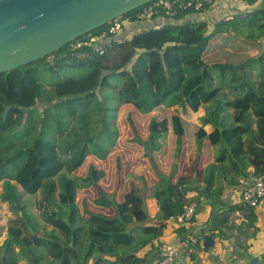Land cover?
I'll return each instance as SVG.
<instances>
[{"label": "trees", "instance_id": "1", "mask_svg": "<svg viewBox=\"0 0 264 264\" xmlns=\"http://www.w3.org/2000/svg\"><path fill=\"white\" fill-rule=\"evenodd\" d=\"M256 1L247 0L249 4ZM186 13L192 12L160 17L164 22L159 28L136 32L122 43L114 42L106 53L91 60H68L65 46L0 74V205L5 204L11 214L0 244V264H142L138 253L159 240L166 221L181 211L191 192L207 197L212 206L218 207L210 213L209 234H223L222 225L235 211L244 212L249 230L254 227L257 216L252 208L240 203L221 210L219 199L227 186L239 185L249 168L264 173V7L231 20L222 19L212 29L204 20L178 23ZM223 33L251 46L263 45L262 54L237 65L204 62L209 41ZM112 58L115 62L110 65ZM70 68L84 73L56 82L54 94L47 97L41 73L59 74ZM251 68L257 70L258 81L247 73ZM104 80L112 86L106 87ZM105 90L115 91L116 107L99 105L96 99ZM45 103L52 107L40 110L38 104ZM119 105H130L140 114H150L162 106L175 108L179 116L171 118L170 126L178 142L185 134L180 117L204 109L196 139L198 143L205 139L209 146L218 148L213 163L197 174L202 175L204 194L199 186L194 189L186 175L175 181L159 175L150 191L158 208L152 222L141 199L149 198V189L132 185L120 201H115L99 189L92 168L85 177L72 176L89 155L105 160L116 145L115 112ZM51 108L55 112L64 109L70 121L62 123L58 115L49 117ZM109 113L112 127L105 133ZM100 115L102 129L96 134ZM75 118L79 124L72 129ZM51 120L62 127L56 141L46 139L43 132ZM205 126L212 128L210 133L205 132ZM25 127V134L19 135L17 131ZM167 132L166 119L150 121L151 139L157 142ZM99 135L107 139L108 147L102 148ZM91 188L97 192L92 204L111 210V214L79 207L77 191ZM20 190L35 197L34 212ZM228 230L229 226L226 233ZM256 232L252 230L251 234ZM247 240L239 237L236 241L231 258L234 264L249 260Z\"/></svg>", "mask_w": 264, "mask_h": 264}, {"label": "rangeland", "instance_id": "2", "mask_svg": "<svg viewBox=\"0 0 264 264\" xmlns=\"http://www.w3.org/2000/svg\"><path fill=\"white\" fill-rule=\"evenodd\" d=\"M219 42H221L224 46H218L209 49L205 53L206 61L226 62V50H225L226 39H221L219 40ZM230 50L231 52L229 53L235 56V58L232 59V61H234L235 64L232 65H237L238 63L240 64L246 61L247 59L256 58L259 55H261L263 52V45L259 46L257 53H253L252 49L238 50L237 48H231ZM48 61H51V58H49ZM114 62L115 60L114 58H112L110 65H113ZM83 73H84L83 70H79L75 68L62 70L59 74H51L49 72H45V73H41L40 82L46 89L47 97H49L54 94L53 85L56 82L63 81L66 78L76 79L79 76H81ZM247 73L252 79L257 80L258 75L256 69L254 68L248 69ZM104 85L106 87L112 86L106 80H104ZM101 96L102 97H100L99 95L96 99L99 105L102 104L103 106H105L106 109L107 107L109 108L116 107L114 90H105L104 92L101 93ZM47 104L48 103L38 104V108L40 110H43V108L52 107V104H48V105ZM55 111L56 110L54 108H51L50 111L47 113L48 116L50 117L51 115H53L54 117H56L58 115V118L61 119L62 123H64V121L65 122L70 121V118H68L65 112H63L64 109L59 108L58 112ZM171 111L173 110L169 108H163L162 110L156 113L154 119L162 118L165 113H169ZM111 114L112 113L108 114L107 122L105 121L104 123L106 127L105 128L103 127V131L105 133H107V131H109L112 127L111 125L112 121L110 120L111 117L109 116ZM115 115H116L115 130L117 132V140H116V146L111 149L110 152L111 154L104 161H99L92 155H89L86 158L84 164L72 175V176L85 177L88 174L89 169L92 168L93 169L92 174L97 183V186L102 192L107 194V196L112 200L114 199L115 201H120L123 196L122 192H124V190L130 189L132 185L139 187V185L145 183L146 186L144 187H150L149 189H152L154 182L159 177L158 175H166L164 173V170L167 173L168 172L167 170L173 167L176 151L178 149L182 150V148H184V152H186L189 150L190 145H192L193 148L198 146L197 139L195 138L194 135L195 128L191 127L185 130L186 135L184 134L180 142H178L174 137L173 142H170L166 139L164 141L163 148L162 146L152 147V144H155L156 140L155 138L151 139V135L149 134L148 115L138 113L130 105H119L117 107ZM75 120L76 123L72 129H76V127L79 124L77 121L78 118H75ZM97 121L99 122L100 125L96 124V128H95L96 134L102 129L101 115L97 118ZM168 123H170V121H168ZM61 128L62 127H58L56 124L53 123V120H51L50 124H46L43 128V132L47 134L46 139L56 141L57 138H59V133ZM17 132L19 135H24L26 132V127L20 129V131ZM172 133L173 130L169 125V130L166 135L170 136ZM99 140L102 148L108 147L109 143L105 137L99 135ZM151 141H153V143H151ZM28 142H31V139H28ZM189 170H192L193 173L195 172V169L193 170L192 168L191 169L183 168L181 172L187 173ZM197 183L198 184H196L195 182L193 183L196 184L195 187L196 186L201 187L199 185V182ZM0 191H1V186H0ZM20 191L23 199L29 202L30 211L34 212L33 201L35 197L28 196L27 194L22 192V190ZM96 194H97L96 188H91L89 190H78L77 204L81 209H83V207H86L87 210L90 212L111 214L112 213L111 210H105L92 204V199L96 196ZM143 197H144L143 200L146 203L149 213H152V211L155 210L154 201L152 200L147 201L145 200V196ZM186 202L187 200L184 201V204ZM10 217L11 214L8 211L7 206L5 204L0 205V244L6 237V229H7L6 222ZM248 233L249 235H252L251 230H249ZM194 251L197 253V249H195ZM209 258H211L212 261L215 260V257L213 255H210ZM251 258H254L252 254L248 256V259ZM255 258L258 259L259 264L261 263L264 264L263 255L257 256ZM230 259L231 258H229L228 261L231 262V264H234V260L232 259L230 260ZM201 261L202 259L196 260L195 264H200ZM248 261L249 260L237 261L235 264H240V263L248 264L249 263ZM20 264H26V262H22Z\"/></svg>", "mask_w": 264, "mask_h": 264}, {"label": "crops", "instance_id": "3", "mask_svg": "<svg viewBox=\"0 0 264 264\" xmlns=\"http://www.w3.org/2000/svg\"><path fill=\"white\" fill-rule=\"evenodd\" d=\"M263 7H264V0H257L256 2L252 4H249L247 0H244L241 3H238L237 1H234V0H214V3L210 6H207L201 13H193V12L186 13L177 22L178 23H183L186 21L197 22L200 20H204L206 21L208 27L212 29L215 26L216 22L222 19H226L227 16L233 17L235 15H238L241 13H247L257 8H263ZM163 22L164 20L160 19L159 17L154 18L149 21L128 22L124 25V28H123L122 33L120 34V37L123 39L124 38L129 39L131 35L136 32H140L142 30H148L151 28H155V29L159 28L163 24ZM233 36L234 35L227 34V33L217 34L214 38H212L209 41L208 47L205 51L206 53L209 49H212L213 47L224 46L221 42H219V40L226 39V49H225L226 50V62H208L205 59V53L203 56L204 62L208 64H215V63H221V64L225 63V64H231V65L235 64V62L232 61V59H234L235 56L229 53L231 52L230 50L231 48H237L238 50L252 49L253 53L258 52L257 50L259 49V46L257 47V46L248 45L244 43L242 40H240L239 38L237 37L235 38V36L234 37ZM258 79L259 77H257V80L255 81H258ZM163 108H166V107H163V106L159 107L156 110H154L152 113L146 114L149 116V124H150V121L155 118L156 113L162 110ZM169 109H172L173 111L169 113H165L162 118L155 119V120L167 119L168 121H170L173 116L178 115L175 109L173 108H169ZM203 115H204V109L200 108L197 112L192 113L187 118L180 117L183 122L182 124L184 125L183 126L184 129L186 130L191 127L192 128L194 127L195 128L194 135H195L196 130L200 127L199 119ZM168 124L170 125V123ZM169 125H168V130H169ZM204 130L206 133H210L212 128L210 126H205ZM166 134L162 136L160 139H158V141L153 145H156L159 147L162 146L163 148L164 141L166 139L170 142H173L174 137H175L174 134L172 133L173 135L171 134L170 136H167ZM195 138H196V135H195ZM197 143H198V140H197ZM217 149L218 148L215 146H209L205 139L202 141V143H198V146L195 148H193V146L190 145L189 150L186 152H184V148H182V150L178 149L176 151V156L174 159L173 167L169 168L167 170L168 171L167 173L164 170V173L166 175H162V176L172 177L173 181H175L178 177L186 175L191 178V182L193 183L195 182L196 184H198L197 182H199V185L201 186L200 188L205 189L204 183L201 180L202 175L199 176L197 174L199 173V171H203V169H205L207 166L213 163L215 155L217 153ZM110 154L111 153H109V155ZM99 161H104V160H99ZM183 168H188V169L192 168L193 170L195 169V172L193 173L192 170H189L187 173L181 172ZM249 170H253V169L249 168ZM156 176H157V173H156ZM196 184H194V189H196L195 188ZM144 186H146L145 183L139 185V187L137 186L135 187H137V189H140V190H147L150 188V187H144ZM196 187L198 188V186ZM125 191L126 190L122 192V195L125 193ZM150 191L151 189L147 191L149 195V198L146 199L147 201L152 200L150 196V193H151ZM185 200H187V202H191V201L198 202L197 212H196L197 217L193 221V223L190 225L189 231L192 232L195 236L202 238V242H200L201 244H199L195 248L197 249V253L195 252L194 254L195 260L191 262V264H195L196 260H200V259H202L200 264H208V263L216 264L217 262L231 264V262H229L228 260L229 258L233 257L234 251L236 249L235 244H236V241H238L239 237H242L244 241L248 239L246 244L249 246V249H248L249 255L252 254L254 257L262 256V255L264 256V238H263L264 237V200L261 202L259 207L253 209L254 214L257 216L256 217L257 220L255 222L254 227L250 228V230L251 232L252 230L258 231V232L255 233L254 235L255 237L252 235L250 238H245V237H248L247 235H249L248 233L249 229L247 227L246 219L244 217V212L235 211L232 214H230L228 223L223 224L221 227L223 230V234H220L218 231H216L214 235H211L207 231V228L209 227L208 220L210 218L211 211L212 210L217 211L218 207L216 205L212 206L210 204V201L207 199V197H198L196 192L188 193L185 197ZM240 203L241 201H240L239 185H236L233 187L227 186L226 189L223 191L222 196L219 199L220 207H222L221 210L226 209V207H232ZM157 210L158 208L155 204V210H153L152 213H149L148 211V214L152 222L155 221L153 218L157 214ZM228 226H229V230L226 233V227ZM182 229L183 228H178L177 225L167 220L162 230V234L159 237V240L155 241L153 243L154 244L153 246L150 245L148 247H145L138 253V257L144 261V263L142 264H157L158 245L163 241L176 246L179 250V259L182 258L183 249L181 245H182L183 235H184V230ZM185 234H187V232ZM205 235L211 236L214 241L213 246L210 248L203 247V241H204L203 238ZM203 249H206V251ZM210 255H213L215 257L214 261H212V259L209 258ZM240 264H243V263H240Z\"/></svg>", "mask_w": 264, "mask_h": 264}, {"label": "water", "instance_id": "4", "mask_svg": "<svg viewBox=\"0 0 264 264\" xmlns=\"http://www.w3.org/2000/svg\"><path fill=\"white\" fill-rule=\"evenodd\" d=\"M153 1L0 0V74L52 55ZM7 110L8 107L3 117ZM204 192L205 189L200 190L201 194ZM203 239L204 248L213 246L211 236L205 235ZM248 262L259 264L255 257Z\"/></svg>", "mask_w": 264, "mask_h": 264}, {"label": "built area", "instance_id": "5", "mask_svg": "<svg viewBox=\"0 0 264 264\" xmlns=\"http://www.w3.org/2000/svg\"><path fill=\"white\" fill-rule=\"evenodd\" d=\"M234 1L241 3L244 0ZM213 3L214 0H154L136 10L133 16L115 19L104 29L71 42L68 46V60H91L94 55L106 53L114 42L122 43L126 39L121 38L120 34L128 22L149 21L157 17L174 18L179 13L187 11L201 13ZM231 19L232 16H227L225 20ZM239 187L241 204L252 209L259 207L264 200V173L249 170L246 176L240 179ZM197 203V201L185 203L180 212L168 218V221L177 225L178 228L187 230L181 245L182 258L179 259V250L176 246L163 241L158 245L157 264H191L194 250L202 242V238L189 231L190 225L197 217Z\"/></svg>", "mask_w": 264, "mask_h": 264}]
</instances>
